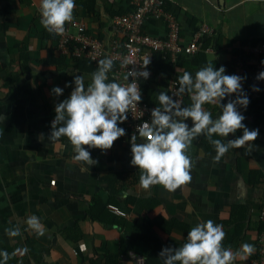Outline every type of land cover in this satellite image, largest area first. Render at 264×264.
<instances>
[{
  "label": "crops",
  "instance_id": "obj_1",
  "mask_svg": "<svg viewBox=\"0 0 264 264\" xmlns=\"http://www.w3.org/2000/svg\"><path fill=\"white\" fill-rule=\"evenodd\" d=\"M138 1L75 0L74 19L111 57V50L121 49L128 34L113 21L132 13ZM165 1V12L180 27L181 46L198 42L201 50L189 54L146 48L152 71L143 85L147 103L159 107V92L169 95L183 71L195 76L212 64L216 69L223 66L225 74L231 75L239 65L248 67L250 73L243 82L248 88L243 90L250 103L238 110L249 130L259 129L251 154L243 148L230 149L214 163V146L200 136L188 151L194 163L191 183L175 192L160 185L144 190L139 169L130 164L128 117L119 125L125 136L110 150L88 149L98 164L87 169L72 159L75 153L66 137L55 142L47 137L56 103L75 87L65 84L81 74L87 86L98 62L59 50L57 37L41 24L40 0H0V251L9 253L7 264H137L138 257L150 252L162 261L163 248L182 246L187 232L209 219L223 225L225 247L237 251L244 243L254 245L251 256L235 262L253 264L264 230L259 220L264 196V90H252L261 63L254 48L264 47V0ZM204 27H209L208 34H203ZM171 31L166 17H151L144 27L146 34L159 40H167ZM113 61L109 82L121 81L125 68ZM53 87L63 88V95L53 96ZM235 98L233 94L221 103ZM173 99L181 107L191 104L187 93ZM204 108L213 119L221 114L218 105ZM185 122L192 126L190 118ZM242 134L238 130L225 139ZM137 142H142L140 137ZM96 198L108 201V209L110 204L121 207L127 216L111 209L100 214ZM30 215L40 218L43 236L28 229L25 221ZM14 227L21 234L10 237L6 230ZM25 248L27 253L12 255Z\"/></svg>",
  "mask_w": 264,
  "mask_h": 264
},
{
  "label": "clouds",
  "instance_id": "obj_2",
  "mask_svg": "<svg viewBox=\"0 0 264 264\" xmlns=\"http://www.w3.org/2000/svg\"><path fill=\"white\" fill-rule=\"evenodd\" d=\"M75 0H40L41 24L49 34L63 35L66 24L74 20ZM151 63L149 56L140 65V70L127 71L123 80L109 82L108 74L113 70L114 61L105 56L97 63V69L91 74V82L85 86V78L81 74L73 75V81L65 87H72L70 95L56 103L55 116L51 122V132L47 138L59 141L66 137L72 145L75 155L72 159L81 162L90 169L98 164L88 149H100L102 153L110 150L114 142L125 136V129L120 127L128 119V113L135 109L142 100L138 80H147ZM264 64V61L261 62ZM129 65L125 60L122 66ZM223 66L216 69L212 64L202 67L195 73L183 71L178 77L177 96L187 93L191 104L181 107L180 101L174 100L167 92L158 94L159 107L151 112V122L145 121L137 125L136 133L131 136V166L140 171L139 184L144 190L160 185L169 192H175L191 183V170L194 163L188 155L193 141L205 136L214 146L216 155L214 163H219L230 149L243 148L248 154L253 150V143L259 136V129L249 130L243 123L246 119L238 110L246 109L250 103L243 91L242 82L247 79L235 74H225ZM129 77L132 81L128 82ZM256 79L264 80V71L259 72ZM252 90L260 89L252 86ZM64 89L53 87L51 94L55 97L63 95ZM235 94V99L226 97ZM218 105L221 114L213 119L204 105ZM191 119L189 127L185 121ZM242 130V136L227 140L229 134ZM223 137L224 140L213 138ZM40 137H44L41 133ZM140 137L142 142H137ZM87 146V148L85 147ZM83 170V169H82ZM28 229L38 236L45 234L44 225L36 215L26 219ZM10 237L19 236L20 228L7 229ZM226 233L222 224L209 219L198 223L187 232L186 242L180 247H165L159 257L163 264H235L237 259L246 260L255 247L244 243L241 249L233 251L224 246ZM28 249H17L27 253ZM0 264H7L10 255L0 251Z\"/></svg>",
  "mask_w": 264,
  "mask_h": 264
},
{
  "label": "built area",
  "instance_id": "obj_3",
  "mask_svg": "<svg viewBox=\"0 0 264 264\" xmlns=\"http://www.w3.org/2000/svg\"><path fill=\"white\" fill-rule=\"evenodd\" d=\"M166 4L167 2L165 0H139L135 3V10L132 13L123 17H117L115 21H113V23H115L119 28L128 32L127 39L124 42L123 47L121 49L115 48L111 50L112 59L122 63L125 60L129 62V65L126 67L124 66L126 74L127 71L140 70V65H142L143 61L149 56V54L145 53L146 48H150L157 52L172 50L177 53L185 51L189 54H196L201 50L198 42L188 45L187 48H183L181 46L180 27L178 26V23L165 12ZM151 17H166L171 20L172 31L170 32L167 40L155 39L144 32L146 22ZM65 27L66 31L63 35H55L59 40L58 48L63 54H69L71 52L75 56H83L94 62H98L100 59L104 58L107 53L104 45L99 40L88 36L85 25L74 19L71 24H66ZM72 29L77 30V33L73 34ZM202 31L203 34H208L210 30L209 27H204ZM254 52L257 57L260 58L259 60H261V62L264 61V47L257 46L254 48ZM147 70L151 75L152 71H150L149 65ZM257 70V75L259 72L264 71V64H257ZM248 73H250V69L248 67L239 65L236 69V73L234 74L244 77ZM131 81L132 77H129L128 82ZM137 82L142 95V83L144 82V79L141 78ZM243 82L242 86L244 87ZM254 86L264 89V80L258 81L255 79ZM177 90L178 82H173L171 86L172 98L176 95ZM154 108L156 107L147 103L142 95L141 102L138 103L135 109H132L128 113V117L130 118L128 121V127L132 135H138V133H136L137 125H141L145 121L151 122V112ZM109 207L117 214L124 216H127L128 214L125 210L115 204H110ZM259 220L264 224V196L259 211ZM252 262L253 264H264V230L259 234L257 240V251L252 259ZM137 264L148 263L145 257L140 256L137 258Z\"/></svg>",
  "mask_w": 264,
  "mask_h": 264
},
{
  "label": "trees",
  "instance_id": "obj_4",
  "mask_svg": "<svg viewBox=\"0 0 264 264\" xmlns=\"http://www.w3.org/2000/svg\"><path fill=\"white\" fill-rule=\"evenodd\" d=\"M54 35V34H53ZM55 36V35H54ZM57 39V38H56ZM146 81H144L143 83H142V95H143V85H144V83H145ZM179 86V85H178ZM248 88V86L247 85H245L244 84V87H243V89H245V88ZM262 90H264V89H262ZM244 91V90H243ZM171 94H172V91H171V89L169 90V95L171 96ZM143 97H144V95H143ZM144 100L147 102V100L145 99V97H144ZM95 202H97V207L98 206H100V208L101 209H99L98 208V211H99V213L101 214V210L102 209H107V210H110V209H108V201H104V200H100V199H98V198H96V200H95ZM111 211V210H110ZM112 212V211H111ZM145 258H146V261H147V263L148 264H163V262L162 261H157L156 259H154V256H153V254L150 252L149 253V255H147V256H145Z\"/></svg>",
  "mask_w": 264,
  "mask_h": 264
}]
</instances>
